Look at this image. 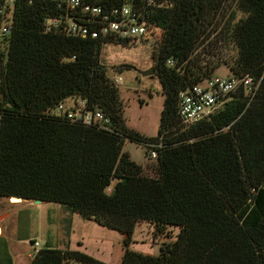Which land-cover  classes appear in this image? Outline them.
Instances as JSON below:
<instances>
[{"label": "trees", "instance_id": "obj_1", "mask_svg": "<svg viewBox=\"0 0 264 264\" xmlns=\"http://www.w3.org/2000/svg\"><path fill=\"white\" fill-rule=\"evenodd\" d=\"M134 1L154 34L160 32L152 60L165 102L155 137L127 126L121 90L102 61L104 46L129 40L47 33L45 22L64 14L59 1L17 0L0 81V200L63 205L126 235L121 264H264V0ZM222 66L234 77L261 81L257 96L250 102L240 88L217 112L185 128L181 93ZM72 98L109 115L110 129L48 113ZM127 141L155 160L149 172L124 151ZM144 222L162 235L179 229L158 256L129 249ZM64 262L106 264L69 249H42L30 264Z\"/></svg>", "mask_w": 264, "mask_h": 264}, {"label": "rangeland", "instance_id": "obj_2", "mask_svg": "<svg viewBox=\"0 0 264 264\" xmlns=\"http://www.w3.org/2000/svg\"><path fill=\"white\" fill-rule=\"evenodd\" d=\"M160 32L141 43L135 42L128 46L107 44L103 48L102 61L108 69V76L121 77V97L124 102V117L129 128L138 131L144 136L155 137L158 135L161 115L165 102V93L160 78L143 76L141 72L153 68L152 55L157 48ZM231 63L236 57V52L229 51ZM215 76L227 79L232 77L230 69L226 66L218 68ZM124 151L133 161L142 165L147 172L155 160L147 159L145 149L134 142L127 141ZM65 208H60V207ZM47 203L40 211L31 205H24L25 212L22 216L23 228L30 229L42 238H51L57 241L58 232L70 238L73 251L87 253L93 258L106 264H121L120 258L125 249L122 234L102 227L94 221L83 219L78 213L71 212L66 206ZM72 214H67L65 211ZM70 216V217H69ZM51 219L48 223L47 219ZM61 219V221H60ZM168 234H159L153 226L142 223L135 229L129 249L131 251L149 256H158L162 245L174 242L179 229L171 228ZM58 244V243H57ZM82 244L83 246H80ZM31 247L30 243H27Z\"/></svg>", "mask_w": 264, "mask_h": 264}, {"label": "built area", "instance_id": "obj_3", "mask_svg": "<svg viewBox=\"0 0 264 264\" xmlns=\"http://www.w3.org/2000/svg\"><path fill=\"white\" fill-rule=\"evenodd\" d=\"M59 1V8L64 12L58 18L48 19L44 26L47 33L57 31L64 35H74L83 38L91 36L93 39L99 37H114L117 40H129L132 43H141L151 39L154 35V28L142 19L141 8L132 0V4H127L121 8H107L95 2L86 0H55ZM17 0H0V81L5 68V62L9 49L11 36L14 29V13ZM149 6H156L154 1L148 0ZM162 7V6H161ZM76 16V19L73 18ZM83 21L85 24H79ZM99 25L97 31L91 30L89 25ZM174 67V61L168 62ZM112 81L116 85H121V77L114 76ZM261 81H257L252 75L241 77H221L211 76L201 84L184 91L179 100V117L185 128H190L210 115L217 112L232 95L240 88L252 102L260 90ZM1 97V95H0ZM49 114L69 119L73 122L82 123L88 126H97L104 130H109L111 119L103 111H90L86 109L85 102L81 99H69L60 103L50 110ZM151 158H157V152H151ZM113 187L107 192L112 193ZM41 251L39 242L33 243V253L35 258ZM64 264H73L64 262Z\"/></svg>", "mask_w": 264, "mask_h": 264}, {"label": "crops", "instance_id": "obj_4", "mask_svg": "<svg viewBox=\"0 0 264 264\" xmlns=\"http://www.w3.org/2000/svg\"><path fill=\"white\" fill-rule=\"evenodd\" d=\"M26 204L34 206V208H38L40 211L47 203H35L34 201L22 199L17 201H10L9 199L0 200V264H30L34 259L31 257L34 242L40 243L41 250H74L70 238L66 235H62L61 230L58 232L57 241L53 242L50 237L42 238V240H40L41 237L37 234L38 232H32L30 229L31 225L28 229H24V223L21 224L22 218L29 219L31 223L30 216H22V213L25 212L23 206ZM60 208L65 207L61 206ZM65 211L67 214H72L67 211V209H65ZM47 222L50 223L51 219L48 218ZM122 236L124 239L127 237L126 235ZM27 243H30L31 247H29ZM80 246L83 245L80 244ZM123 255L124 248L122 250L120 263L122 262Z\"/></svg>", "mask_w": 264, "mask_h": 264}, {"label": "water", "instance_id": "obj_5", "mask_svg": "<svg viewBox=\"0 0 264 264\" xmlns=\"http://www.w3.org/2000/svg\"><path fill=\"white\" fill-rule=\"evenodd\" d=\"M7 58H8V56H7ZM141 74L143 75V76H147V77H152V76H155L156 74H157V71H156V69L153 67V68H151V69H149V70H147V71H143V72H141ZM20 198H18V197H10L9 198V200L10 201H14V200H19ZM35 203H41L42 201H40V200H33ZM93 219H95V217H93Z\"/></svg>", "mask_w": 264, "mask_h": 264}]
</instances>
